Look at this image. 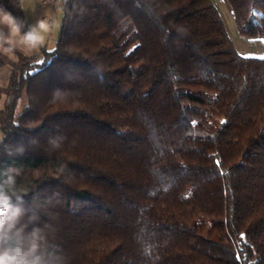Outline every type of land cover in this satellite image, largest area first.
<instances>
[{
	"label": "trees",
	"instance_id": "1",
	"mask_svg": "<svg viewBox=\"0 0 264 264\" xmlns=\"http://www.w3.org/2000/svg\"><path fill=\"white\" fill-rule=\"evenodd\" d=\"M17 2L0 5L25 20ZM228 2L239 33L264 38V0ZM62 10L53 47L0 56V171L39 215L44 254L264 264V57L237 51L213 0Z\"/></svg>",
	"mask_w": 264,
	"mask_h": 264
},
{
	"label": "clouds",
	"instance_id": "2",
	"mask_svg": "<svg viewBox=\"0 0 264 264\" xmlns=\"http://www.w3.org/2000/svg\"><path fill=\"white\" fill-rule=\"evenodd\" d=\"M25 0L13 4L24 10ZM44 21L29 25L0 5V56L10 59L17 50L25 55L44 43ZM40 217L24 207V198L16 188V173L0 171V264H55L44 254V229Z\"/></svg>",
	"mask_w": 264,
	"mask_h": 264
},
{
	"label": "rangeland",
	"instance_id": "3",
	"mask_svg": "<svg viewBox=\"0 0 264 264\" xmlns=\"http://www.w3.org/2000/svg\"><path fill=\"white\" fill-rule=\"evenodd\" d=\"M213 1L220 15L222 16L227 33L231 41L235 45L237 51L244 56L264 57V41L260 40L262 38L260 39L250 38V37L243 36L239 33L236 23H235L233 9L230 3L228 2V0H213ZM62 16H63L62 8H57L56 16H55L56 26L54 27L52 37L49 38V44H47V47L54 46L56 35L61 27ZM48 35H50L49 32H48ZM47 39L48 38H44L43 45L47 42ZM39 51H40V46L28 52L27 55H34L38 53ZM16 58L17 57L15 55L11 59L16 60ZM11 73H12V65L10 62L0 65V87L4 88L8 85ZM5 101H6V96L5 94L2 93L0 95V110L4 108ZM26 103H27V95H26V91L23 90L15 106V110H14L15 117H17V115L20 113V111L23 109ZM1 136H2V131L0 127V138Z\"/></svg>",
	"mask_w": 264,
	"mask_h": 264
},
{
	"label": "crops",
	"instance_id": "4",
	"mask_svg": "<svg viewBox=\"0 0 264 264\" xmlns=\"http://www.w3.org/2000/svg\"><path fill=\"white\" fill-rule=\"evenodd\" d=\"M57 8L58 7L54 5L53 0H25L23 12L26 22L29 25H35L38 20H41L44 21L46 25V31L42 32V35L44 36V38H48V39L47 42L42 46L47 47V44H49V38L52 37L54 27L56 26L55 16H56ZM48 32L50 35H48ZM260 40L264 41L263 38Z\"/></svg>",
	"mask_w": 264,
	"mask_h": 264
},
{
	"label": "built area",
	"instance_id": "5",
	"mask_svg": "<svg viewBox=\"0 0 264 264\" xmlns=\"http://www.w3.org/2000/svg\"><path fill=\"white\" fill-rule=\"evenodd\" d=\"M69 0H54V5L58 8H63Z\"/></svg>",
	"mask_w": 264,
	"mask_h": 264
}]
</instances>
